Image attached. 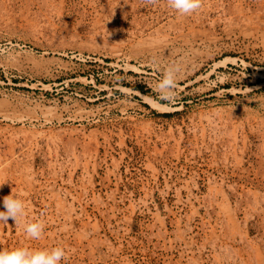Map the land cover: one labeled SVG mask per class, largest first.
Masks as SVG:
<instances>
[{
	"label": "rangeland",
	"instance_id": "rangeland-1",
	"mask_svg": "<svg viewBox=\"0 0 264 264\" xmlns=\"http://www.w3.org/2000/svg\"><path fill=\"white\" fill-rule=\"evenodd\" d=\"M11 193L44 228L0 222V250L264 264V0H0V211Z\"/></svg>",
	"mask_w": 264,
	"mask_h": 264
},
{
	"label": "clouds",
	"instance_id": "clouds-1",
	"mask_svg": "<svg viewBox=\"0 0 264 264\" xmlns=\"http://www.w3.org/2000/svg\"><path fill=\"white\" fill-rule=\"evenodd\" d=\"M155 3V0H149ZM170 8L180 15H191L201 8L202 0H167ZM177 88L176 70H165L162 79L156 84V91L163 100L171 101L175 97ZM4 210L0 211V222L7 223L12 219L15 223L21 224L29 239L38 240L43 233L44 225L37 222H27L25 204L12 193L3 199ZM66 258V252L61 247L49 250H30L28 248H15L12 250H0V264H60Z\"/></svg>",
	"mask_w": 264,
	"mask_h": 264
},
{
	"label": "bare ground",
	"instance_id": "bare-ground-1",
	"mask_svg": "<svg viewBox=\"0 0 264 264\" xmlns=\"http://www.w3.org/2000/svg\"><path fill=\"white\" fill-rule=\"evenodd\" d=\"M21 67V65H19ZM151 102H153L155 105H159V103L157 101H153V100H150Z\"/></svg>",
	"mask_w": 264,
	"mask_h": 264
}]
</instances>
